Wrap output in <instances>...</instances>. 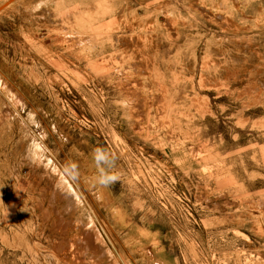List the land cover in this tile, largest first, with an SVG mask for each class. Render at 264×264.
Here are the masks:
<instances>
[{
	"label": "rangeland",
	"instance_id": "374dc122",
	"mask_svg": "<svg viewBox=\"0 0 264 264\" xmlns=\"http://www.w3.org/2000/svg\"><path fill=\"white\" fill-rule=\"evenodd\" d=\"M0 264H264V0H0Z\"/></svg>",
	"mask_w": 264,
	"mask_h": 264
},
{
	"label": "clouds",
	"instance_id": "9594fccd",
	"mask_svg": "<svg viewBox=\"0 0 264 264\" xmlns=\"http://www.w3.org/2000/svg\"><path fill=\"white\" fill-rule=\"evenodd\" d=\"M92 160L97 171L95 182L102 187H107L119 180L118 174L114 171L116 165V156L105 148H94L92 153ZM65 172L71 179L79 178L78 167L72 164L65 168Z\"/></svg>",
	"mask_w": 264,
	"mask_h": 264
},
{
	"label": "bare ground",
	"instance_id": "6f19581e",
	"mask_svg": "<svg viewBox=\"0 0 264 264\" xmlns=\"http://www.w3.org/2000/svg\"><path fill=\"white\" fill-rule=\"evenodd\" d=\"M33 153H34V152H33ZM35 153H36V152H35ZM57 169H58V168H57ZM63 173H64V172H63ZM65 174H66V173H65ZM62 175H63V174H62ZM62 177H64V175H63ZM65 178H66V177H65ZM64 180H65V179H64ZM62 183H63V181H62ZM64 184H66V185H67V184L71 185L70 182L67 181V179L65 180V182H64L62 185L64 186ZM66 185L64 186V188H67ZM68 187H69V186H68ZM72 187H73V186H72ZM69 190H70V189H69ZM74 191H76V190H74ZM99 232H100V231H99ZM98 235H100V234H98ZM100 236H102V235H100ZM100 236H99V237H100ZM99 237H98V238H99Z\"/></svg>",
	"mask_w": 264,
	"mask_h": 264
}]
</instances>
